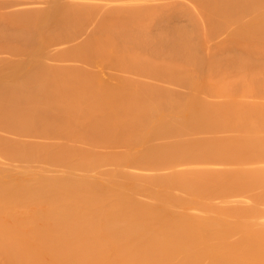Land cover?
<instances>
[{
  "label": "bare ground",
  "instance_id": "6f19581e",
  "mask_svg": "<svg viewBox=\"0 0 264 264\" xmlns=\"http://www.w3.org/2000/svg\"><path fill=\"white\" fill-rule=\"evenodd\" d=\"M30 1L0 0V51L22 56L8 57L0 69V129L41 134L43 141H89L101 146L95 151L107 141L124 145V153L112 156L113 148L108 158L119 167L134 161L162 173L147 181L159 187L154 195L163 204L149 205L80 171L77 176L74 171L108 160L105 152L85 149L89 142L37 146L2 135L7 155L64 167L58 174L34 165L0 173L4 264H264V211L241 201L233 207L232 200L264 188V168L249 167L264 162V0H200L168 13L160 7H172L171 1L159 10L134 0L129 8L123 4L127 17L114 24L106 18L111 26L105 27L99 0H50L40 10H30L37 0ZM178 16L189 18L191 30L170 24ZM83 34L89 36L78 45L46 51L47 43L56 47ZM100 62L117 70L110 73L114 86L92 70ZM222 199L234 205L223 207ZM166 203L211 215L180 213ZM20 211L26 214L19 217Z\"/></svg>",
  "mask_w": 264,
  "mask_h": 264
},
{
  "label": "rangeland",
  "instance_id": "374dc122",
  "mask_svg": "<svg viewBox=\"0 0 264 264\" xmlns=\"http://www.w3.org/2000/svg\"><path fill=\"white\" fill-rule=\"evenodd\" d=\"M49 1L50 0H37V3L36 4H33L32 3V0L30 1L31 3V5L30 6H28V7H30V10H32L31 9V7H32V5L34 6V8H36L37 10H40V9H42V8H46L47 7V5H48V3H49ZM133 1L134 0H99V2L97 1V4H100V6H102V7H100V25H102V26H104L105 27V25L106 26H111V25H109V24H114L116 21H117V19H119V21H121V19H123V18H125V16L127 17V15L126 14H124L125 12L127 13V10H125V12L123 11L124 9H126V8H129L128 6H132V3H133ZM142 0H140V1H138V2H141ZM162 1L164 2V3H162ZM167 1V2H166ZM149 0V4L151 3V4H153L154 3V7L156 6V8H159L160 6H158V5H161V4H163V5H165V2L168 4L170 1H171V4L169 3L168 5H171L172 7H167L165 10H163L165 7H160V8H162L161 10L162 11H164V12H166L167 11V9H168V11L171 9H174V8H176V7H183V6H185V4H186V6H192L191 8H193L195 5H197L198 4V2L200 1V0H185L186 1V3H182V1L183 0ZM185 1H183V2H185ZM33 2H34V0H33ZM38 2H40V3H38ZM96 2V1H95ZM112 2V3H111ZM123 2V3H122ZM129 2V5L127 4ZM131 2V3H130ZM143 2H144V0H143ZM141 3V4H146V3ZM147 2V1H146ZM153 2V3H152ZM35 3V2H34ZM120 3V4H119ZM126 3V8H125V5L123 6V4H125ZM135 3H137V2H135ZM135 3H133V4H135ZM158 3H160V4H158ZM180 3H181V5H180ZM41 4V5H40ZM104 6H103V5ZM111 4V5H110ZM131 4V5H130ZM107 5V6H106ZM109 5V6H108ZM120 5V6H119ZM136 5V4H135ZM134 5V6H135ZM147 5H148V3H147ZM121 6H123V8H121ZM139 6V5H138ZM153 6V5H152ZM158 6V7H157ZM107 7V8H106ZM110 7V8H109ZM148 7H150V8H152L151 6H149L148 5ZM153 7V8H154ZM33 8V9H34ZM109 8V9H108ZM116 8V9H115ZM120 8L122 9V10H120ZM156 8H154V9H156ZM160 8H159V10H160ZM195 8V7H194ZM35 9V10H36ZM115 9V11L116 12H113L112 13V11ZM117 9H119V11L117 10ZM171 10H170V12H171ZM118 11V12H117ZM124 13H123V12ZM168 11H167V13H168ZM111 14H110V13ZM120 12H122V14H123V16H122V14L120 13ZM169 12V13H170ZM108 13V14H107ZM103 14V15H102ZM109 14H110V17H109ZM115 14V16H113ZM118 14V17L116 16ZM107 15V16H106ZM114 18H113V17ZM119 16H120V18H119ZM116 17V18H115ZM183 17V18H182ZM106 18H108V19H106ZM105 19H106V21L108 20V25L106 24V21H105ZM110 19V20H109ZM116 19V20H115ZM113 20V21H112ZM187 20H189V18L188 17H186V16H178V18H176L175 20L173 19V22L172 21H170V24L171 25H173V24H175V25H179V26H181V24H183L184 25V27H187L186 25H188V28H189V26H191V24H190V22H188ZM105 21V22H104ZM110 21V22H109ZM115 21V22H114ZM175 21V22H174ZM178 21H179V23H178ZM104 22V23H103ZM113 22V23H112ZM182 22H184V23H182ZM188 22V23H187ZM181 23V24H180ZM169 24V23H168ZM190 24V25H189ZM91 27V26H90ZM89 27V29H91ZM151 27H152V29H151ZM150 27V29L151 30H153V26H151ZM155 27V26H154ZM192 28V27H191ZM191 28H189V30H191ZM155 29V28H154ZM154 31V30H153ZM88 33H90V31H88ZM222 35V34H221ZM227 34H225V35H223V36H225V39H226V36ZM88 36L89 35H85V34H83V35H81L80 37H78L77 39H75V40H71L70 42L68 41V42H65V43H63V44H59V45H57L56 47H53L54 45H52L51 43H47V44H49L47 47H46V51L49 49V50H51V52L52 53H55L54 51H56V50H62V49H65L66 50V48H70V46L72 45H78V43H81L82 41H85L87 38H88ZM223 36L222 37H219L220 39V41L218 42V38H217V41H215L216 43H214L213 42V40L211 41V39L210 40H207V42L209 41H211L210 43L213 45L212 47H211V50H212V48L214 47V46H216V45H218V44H222L223 43V40H222V38H223ZM216 39V38H215ZM214 39V40H215ZM225 39H224V42H225ZM227 40V39H226ZM214 43V44H213ZM216 44V45H215ZM207 45H209V44H207ZM209 46H211V45H209ZM208 46V47H209ZM215 48V47H214ZM213 48V49H214ZM53 49V50H52ZM208 50H210V47L209 48H207ZM207 50V51H208ZM210 50V51H211ZM64 51V50H63ZM0 53H1V51H0ZM52 53H50V56H51V54ZM59 53V52H58ZM2 54V53H1ZM7 54H8V52H7ZM7 54H5V51H4V54H2V55H0V69L1 68H3L4 67V65L6 64L5 62H6V60H7V63H8V61H10L11 59H9V58H13V56H11V54L9 55H7ZM56 54H57V52H56ZM56 54H54V55H56ZM5 55V56H4ZM11 56V57H10ZM52 56H53V54H52ZM4 57V58H3ZM9 57V58H8ZM16 58H13L12 59V61L13 62H16V61H18L20 58H22V56H15ZM5 60V61H4ZM263 60H264V57H263ZM46 61V60H45ZM48 61V60H47ZM11 62V61H10ZM9 62V63H10ZM49 62H50V60H49ZM51 62H53V61H51ZM55 63V62H54ZM66 63H69V62H66ZM70 64V63H69ZM74 64V63H73ZM77 64V63H76ZM99 66V67H98ZM98 67V68H97ZM110 67V66H109ZM109 67L107 66V65H105L104 63L102 64L101 62L98 64V65H95V67H93L92 68V70L95 72V70L94 69H96V74L99 76L100 74V76L99 77H101V79H102V81H103V79H104V81H103V83H105V84H108V83H106V82H108L109 81V86H114V84L116 83V82H114V80H110V79H112L114 76V74H113V72H116L117 73V70L116 69H114V71H112V72H109L108 70H110L109 69ZM104 68V69H103ZM111 68V67H110ZM105 69H106V71H105ZM97 70H98V72H100V74L97 72ZM111 70H113V69H111ZM110 70V71H111ZM108 73V74H107ZM110 73H112V76H110L111 74ZM118 74V73H117ZM117 74H115V75H117ZM103 77V78H102ZM116 77V76H115ZM101 79H100V81H101ZM115 79V78H114ZM141 80L143 81V80H145L146 81V83H152V82H155V81H151V79H149V78H141ZM114 83H113V82ZM115 81H116V79H115ZM144 81V82H145ZM111 83V84H110ZM113 83V84H112ZM156 83V82H155ZM173 85V84H172ZM173 86H175V88H174V90H176L177 92H178V90H182V93L183 92H188V90H187V88H185V87H183V86H178V85H173ZM170 88V87H169ZM181 88V89H180ZM171 89L173 90V87H171ZM181 93V92H180ZM184 94V93H183ZM204 96H205V99H206V97H207V95L206 94H204ZM204 96H202V97H204ZM210 97V98H209ZM208 99H210V100H213V101H215V100H217V101H219V100H221L222 98H218V97H211V96H208L207 97ZM212 98V99H211ZM255 101L256 102H258V101H260L259 99L257 100V99H255ZM0 131H2V132H0V138H4L5 139V137H7V139H8V141H11V142H17V143H20L19 141H22L21 142V144H26V145H28L29 144V141H30V145H37V146H46V144H42V143H44L45 141V143H48V145L50 144V145H52V144H58L59 142L58 141H60V143H62V146H64L65 144L66 145H79V146H76L77 148L79 147V148H82V147H80V146H85L86 145V143L87 142H89V141H84V144L83 143H79L78 141H76V142H78V143H74L73 141H68L69 142V144H67V142H66V139L63 141V139L61 140V138L60 139H58V141H56L57 140V137L55 138V137H52V140L54 141L55 139V141L53 142L52 140H50L51 138L49 137V140H48V138H47V140H46V137L47 136H45V138H44V140L45 141H43V136L42 137H40L39 135H41V134H39V135H37L38 136V138H36L35 136H36V134H34V133H31V134H33V136H31L30 134H19L18 135V133L17 132H13V131H6V130H2V129H0ZM4 133V134H3ZM2 135H5V137L4 136H2ZM15 135V136H14ZM26 135H27V137H29V138H27L26 137ZM2 136V137H1ZM17 137V138H16ZM26 138L28 141L26 142V139H23V138ZM20 138V139H19ZM30 138H32L31 140H30ZM35 138H36V140H35ZM39 138L41 139V141L39 140ZM6 139V140H7ZM18 140V141H17ZM25 141V142H24ZM34 143H32V142ZM38 141V143L39 144H37L36 142ZM43 141V142H42ZM24 142V143H23ZM42 142V143H41ZM58 142V143H57ZM72 142V143H71ZM81 142V141H80ZM86 142V143H85ZM90 143V145H91V143L92 142H89ZM111 143V142H110ZM108 141H107V143H106V146H104L105 145V142H104V145H102L103 144V142L101 143V144H98V145H102L103 147H102V149L103 148H105V147H109V145L108 144H110ZM42 144V145H41ZM83 144V145H82ZM97 144V143H96ZM96 144H92L91 146L89 145L87 148H86V146L84 147L85 149H87V150H90L91 148H93V150H94V148L96 149V147H101V146H95ZM49 145V146H50ZM59 145V147H60V144H58ZM58 145H52L53 147L54 146H57L58 147ZM87 145H88V143H87ZM112 147H110L109 148V151H106L107 150V148H105V149H103V150H101V148H99V151L101 150V152H102V154H99V151H93L92 149V152H94L95 154H97V155H103V153H104V156L106 157V160H107V158H108V152L109 153H111V149H113L112 150V152L113 153H115V154H113L112 153V156H114V155H118L119 153H120V151L124 148L123 146L124 145H118V144H115L116 145V147L111 143L110 144ZM94 146V147H93ZM114 146V147H113ZM52 147V148H53ZM75 147V146H74ZM91 147V148H90ZM123 147V148H122ZM51 148V147H50ZM83 148V149H84ZM98 149V148H97ZM143 149V147L141 146V147H137L136 149H135V153H137V152H140L141 150ZM90 150V151H91ZM127 149H126V146H125V150H124V152L126 151ZM1 151H3V150H1L0 149V152ZM115 151V152H114ZM4 152V151H3ZM6 152V151H5ZM5 152H4V154H5ZM123 151H121V153L120 154H122V153H124ZM2 153V152H1ZM3 154V153H2ZM3 154V155H4ZM107 156H106V155ZM3 155H1V156H3ZM11 154H9L8 153V155H7V152H6V155H4L3 157H1L0 158V173L2 174V172H8V173H10V174H13V173H15V171H16V173H17V171L18 170H20L21 171V173H23L22 172V170L24 169H27L26 167H28V169L27 170H30V168H31V170L34 168V167H36V168H34V170H39V168H44V169H46V171H48V173L51 171V172H53V170H54V173L53 174H56V172H57V174L59 173L58 171H56L55 172V170H59L60 168V170L62 171L63 169L62 168H64V167H60L59 166V168H58V165L59 164H57L56 165V163H50V164H52L51 166L50 165H48V163H46V161L44 162V161H42V160H38V159H32V162H34V163H32L31 161L29 162L27 159H26V161L27 162H25L24 161V159L23 160H21L22 159V157H21V159H20V157L19 156H16V155H11L12 156V158H10L11 156H10ZM6 156V157H5ZM7 156H9V157H7ZM112 156H110L109 155V157L111 158ZM14 157V158H13ZM15 157H17V158H15ZM8 158H9V160H8ZM110 158H108V160L110 161H108L107 160V162L105 163V160L101 163V162H99V163H101L102 165H99V163H98V165H96V166H98L97 168H96V166H95V168L94 167H92L93 168V170L92 169H90V168H87V169H90L89 170V172L87 171V169L85 168V170H83V169H80V170H77V171H74V172H77L76 174H77V176L78 175H80V174H82V173H84L85 174V178L86 179H89V180H92V181H94V182H97L98 184H116V185H118V186H122V187H124V188H127V190H128V192H129V194H131V195H135V196H137V198L138 199H140L141 201H143V202H145V203H147V204H149V205H152V206H155V207H158V206H161L162 204H163V202L161 201V200H159L155 195H154V192H156V191H158L159 190V187H157V186H154V185H151V184H149L148 183V181H147V178H149V177H151V175H152V177H154V175H156V174H159L158 172H154V171H157V170H154V171H152V172H150L152 169H148L147 168V170L145 171V169H144V167L142 166V165H140V164H137L136 162H134V161H131V162H127V164L125 163V164H123L124 166H121V167H119V166H117V165H115V164H117L116 162H113V161H111V160H113V159H110ZM19 159V161H17ZM5 160H7V161H5ZM34 160V161H33ZM36 161V162H35ZM40 163H39V162ZM23 162V163H22ZM29 162V163H28ZM37 162H38V164H37ZM41 162H44L43 164H41ZM110 164H109V163ZM32 163V164H31ZM46 163V164H45ZM105 163V164H104ZM113 163V164H112ZM23 165H25V166H23ZM30 167H29V166ZM34 165V166H33ZM39 167H38V166ZM15 166V167H14ZM32 166H33V168H32ZM41 166V167H40ZM45 166H46V168H45ZM57 166V167H56ZM18 167H22L21 169L20 168H18ZM52 167V168H51ZM123 167V168H122ZM250 168H256V167H258V168H264V162H261V163H257V164H253V165H250L249 166ZM7 170H6V169ZM9 168V169H8ZM42 168V170H44ZM55 168V169H54ZM184 168H186V167H184ZM191 168V167H190ZM216 168H223V166H216ZM226 168H235V166H228V167H226ZM18 169V170H17ZM49 169V170H48ZM33 170V172H35ZM83 170V171H82ZM149 170V171H148ZM11 171V172H10ZM40 172H41V169L39 170ZM80 171V174H78V172ZM159 171V170H158ZM161 171H163V170H160V172ZM167 171V170H166ZM165 170H164V172H166ZM19 172V171H18ZM27 171H25V173H26ZM29 172V171H28ZM27 172V173H28ZM51 172H50V174H51ZM28 174H31V172L30 173H28ZM84 174H82V175H84ZM162 173H160L159 175H161ZM14 175H16V174H14ZM156 176H158V175H156ZM150 191V192H149ZM175 195H178V196H180V200H182V201H184V202H186V203H188V204H191L192 202H193V198H192V196H190L189 194H186V193H184V192H180V191H175V192H173ZM264 193V188H262V187H258V188H256V189H254V190H252V192H248L247 194H245V196H243V197H241L242 199H243V201H242V199L241 198H239V199H233L232 198V200H234L235 201V205L233 204V202L234 201H232V200H227V199H225V200H223V201H220V203L223 205V207H224V205L226 204H229V206H230V204L233 206V207H236L237 205H238V202L239 201H241V202H239L240 204V206H242L241 205V203H245V204H247V207H250V208H255V209H259V210H263L264 211V201H262V202H260V201H258L257 200V198H259V196H261L262 194ZM237 197V196H236ZM239 197V196H238ZM237 197V198H238ZM245 198V199H244ZM217 201H215V199H214V204H215V202L217 203L216 205H218L219 203V200L218 199H216ZM245 200V201H244ZM226 201V202H225ZM236 201H238L237 203H236ZM213 202V201H212ZM231 202V203H230ZM224 203V204H223ZM166 205H168L169 207H171V208H173L174 210H176L177 212H180V213H189V214H193V215H200V216H210L211 214H210V212H207V211H204V210H201V209H197V208H184V207H181V206H178V205H175V204H168V203H166ZM220 205V204H219ZM218 205V206H219ZM221 205V206H222ZM228 206V205H227ZM238 207V206H237ZM236 207V208H237ZM242 207H246V205L244 206H242ZM23 212H25V211H20L19 213H18V216L19 217H22V215L23 214H26V213H23ZM261 221H263L264 222V219L262 218L261 219ZM232 239L233 240H235V239H237V236H232ZM1 256V255H0ZM1 258H2V256L0 257V260H1ZM3 263L2 264H4V260L2 259L1 260ZM1 264V263H0Z\"/></svg>",
  "mask_w": 264,
  "mask_h": 264
}]
</instances>
